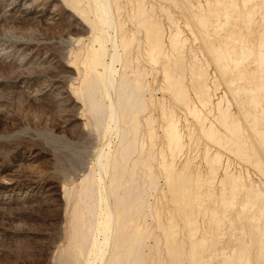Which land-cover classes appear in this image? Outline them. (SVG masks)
Segmentation results:
<instances>
[{
  "label": "bare ground",
  "instance_id": "6f19581e",
  "mask_svg": "<svg viewBox=\"0 0 264 264\" xmlns=\"http://www.w3.org/2000/svg\"><path fill=\"white\" fill-rule=\"evenodd\" d=\"M143 1L129 0V2H135L130 4L129 18L138 28L143 29L145 39L142 40L146 43L144 45H146L147 60L161 67L162 76L160 77L164 85L158 90H163L164 94L167 93L170 96L172 103L179 107L175 109H181V112L184 111L191 116L189 119L196 121L197 130L201 135L203 134L202 137L206 136L205 139L215 146L213 150V147L200 143L205 145L201 155V165L188 173H186V167L190 166L197 154L193 152V146H196L197 139L199 140L200 137L196 134L199 137L195 138L194 125L196 124L182 128L177 117L178 113L172 109L171 105L168 106V100L164 101L160 98L162 101H158V97L156 98L158 102L155 99L156 103L153 97L145 98L150 82L145 83L144 79L148 72L151 75V71L143 69V66L141 69H136L139 68L137 62L132 60L136 62L134 66L128 58L133 33H128L124 29L123 22L116 21L114 18L112 8L115 7L116 15H120L117 0H69L71 8H63L64 10L56 5L50 8L38 6V0H13L4 11L2 10L5 15L20 16L23 19L33 14L38 18L47 14L45 21L51 24L56 22L55 25L63 21L67 12H72L74 14H69L66 22L76 26L74 29L76 34H87V29L92 33L89 46L83 47V49L86 48L84 54H79L78 52L82 50L77 49L78 52H73L77 54L64 64L65 68L70 69L71 72L74 71L73 79L79 81L78 88H73L72 93L88 101V112L91 113L89 116H92L94 128L96 127L103 136L102 145L107 146V150L101 149L96 156L97 173L95 174L98 178L91 170L92 174L85 175L86 178L78 191L76 190L77 200L74 206L72 205V214L70 212L71 217H69L72 221L70 242L67 243L72 247V250L69 249L72 252L71 255L73 254L71 257L75 258H71L72 262L76 260L79 264H91L86 263L85 260L88 262L89 255H93L94 264H143V262L165 264L167 260L161 257L157 260L148 259L150 261L146 262L147 239L152 237L155 250L153 252L156 254L159 248L163 249L164 242L169 264H184L186 262L184 258L188 259L190 264H264V189L261 188L264 182L253 181L248 169H245L244 174L243 169L234 170L232 166V164H250L257 171L264 173V170L260 169L264 164V159L260 156L264 151V2L206 0L205 3L188 2L186 6L176 2L175 7L180 9L184 7L187 10L184 14L182 13L183 15L181 14L182 26L187 30L186 34L181 26L177 27L178 24L174 23L176 21L171 19L174 16L172 10L168 6L159 5L161 13L173 21L174 26L177 25L168 35L169 41L166 44L164 34L166 32L162 28L164 26L159 25L161 21L156 14V7L153 4H148L149 8L145 7L142 5ZM170 24L173 25L171 22ZM107 26L113 29L114 35H107ZM116 29L119 31L118 34ZM135 29L137 30L136 27ZM137 33L139 35V32ZM114 37L119 43L114 41ZM191 40L193 43L198 42V47L192 49ZM9 44L0 42L1 55H9L11 51ZM107 44L112 46L113 52L109 53ZM141 50H137L138 53ZM205 51L208 55L204 53ZM106 57L109 61L105 60ZM33 58L35 60L37 57ZM116 61L120 62L122 67H119L120 72L114 67ZM211 63L213 68L210 67ZM139 64L141 65V62ZM188 75L189 81L191 80L189 83L185 81ZM153 82L155 83L154 80ZM51 85L58 90L61 84L52 80ZM70 85L69 83V87ZM221 85L230 92L233 104L238 108L239 116L232 111L231 102L226 101L225 92L213 103L215 93L219 91ZM22 86H24L23 83ZM48 91V88L43 87L38 95L48 96ZM224 101L228 103L227 106ZM75 102L77 103L78 100L76 99ZM148 106L156 109L158 119L163 124L161 135L156 133L159 129L155 131L157 118L150 114L142 115ZM212 106L215 108L212 109ZM142 116L144 117L140 120ZM182 119L185 120V118ZM189 119L187 118V121ZM111 127L115 131V138L119 137L116 139L119 143L115 149L117 151L116 154L114 153L115 156L114 154L110 156L111 150L108 146ZM156 137H159L158 150L153 151V147H150L152 150L149 148L145 157L140 159L139 147L143 148L146 141L149 146L154 140L157 143ZM185 138L188 140L187 143ZM184 148L187 149L186 153L183 152ZM184 154L185 157L183 156L184 160L182 159L181 163L180 157ZM261 155L264 156V154ZM154 160L157 161V171L152 168ZM157 175L168 186L167 196L170 197L173 205L171 215L166 222L162 220L157 207L153 208L146 201L147 192L152 190L153 193L157 189ZM0 179L3 180L6 177L1 176ZM214 183L215 186L219 183L221 190L225 192H222L223 196L220 200L215 199L214 203L203 211L202 206L206 201L200 197L204 192V185H207L208 192L212 193L210 191ZM226 184H228L227 188ZM165 185L163 186L166 187ZM27 187H31L29 191H32L35 186L31 183ZM50 187L48 188H53V186ZM65 188L62 185L57 191L58 194L53 191L48 194H57L59 197L60 192L62 198L67 199L69 194ZM14 189L15 192L6 196L7 199L3 194L0 202H7L9 199L20 201L28 197L27 191H24L23 196L20 197L17 193L18 184ZM226 192L229 196L224 195ZM248 197H252L250 199L253 201ZM224 201H227L228 205ZM256 209H259V213H256ZM202 212L204 216L210 212V218L205 219L203 216L198 219V215ZM175 215L180 217L181 222L175 221ZM147 217L155 220L154 225L156 229L161 230L159 231L162 235L151 231ZM184 227H188L189 231L186 257L178 238L179 229ZM198 231L201 235L196 237ZM236 232L239 234L236 235ZM101 245L108 249L106 253L104 248L100 247Z\"/></svg>",
  "mask_w": 264,
  "mask_h": 264
},
{
  "label": "rangeland",
  "instance_id": "374dc122",
  "mask_svg": "<svg viewBox=\"0 0 264 264\" xmlns=\"http://www.w3.org/2000/svg\"><path fill=\"white\" fill-rule=\"evenodd\" d=\"M11 1L13 0H0V6H1L0 7V42H7V43H10L9 45H11L10 47L11 51L9 52L8 56H6L5 54L1 55L2 45H0V178L1 176L2 178L6 177V179H3V180L0 179V197H2L3 194H5L4 198L7 199L6 198L7 195L15 192L14 187L17 184L19 187V190L17 191V193L20 195V197L23 196L22 194L24 193V191H27L26 196L28 197L20 201L14 200L15 202L11 199H9V201L7 202H0V264H76V263L79 264L76 260H75L76 262L74 260L72 262V259H75L74 257H71L73 254L71 255L72 252L69 251V249L72 250V247L70 246V244H67L70 242V234H71L70 230L72 227L71 225L72 221L70 220L69 217H71L70 215L72 214L71 212L72 205L74 206L77 200L76 193L78 189L80 188L79 186H81L84 179L86 178L87 174L90 175L94 173L95 177L98 178L97 177L98 175L95 174L97 173V169L95 168L96 158H97L96 156L101 149L107 150V146L102 145L103 136L100 134V131L96 129V127L94 128L93 121L91 119L92 116L91 117L89 116L91 115V113L88 112L89 111L88 101L86 99L82 100L75 95L76 93H72L73 88H76V87L78 88L79 81L77 79H73L75 77L74 71L71 72L70 69L65 68L64 64L68 63V61L75 56L74 54H77V53H73L74 51L76 52L77 49L82 50L81 52H78L79 50L77 51L79 54L80 53L84 54L86 48H84L85 49L84 50L83 47L89 46L90 44L89 40L91 41L92 33L90 30L87 29V32H86L87 34H82V35L76 34L74 30L76 26L70 25L69 22H66L68 16L74 14L72 12L71 13L67 12L66 15L64 16L63 21L57 22L56 25H55L56 22L54 24L53 23L51 24L50 22L48 23L47 21H45L47 14L39 18L33 13L32 14L36 17H34L33 15L29 17L28 16L24 17L25 19H23V17H20V16L10 17L8 15H5L2 12L4 11L5 7H7L11 3ZM117 1H118V5L120 6V12H119L120 15L119 16L116 15V8L114 7L112 8L113 10L112 12L115 15L114 18L116 21L123 22L122 24L124 25V29H126L128 33H131V32L133 33L132 34L133 40L130 44L131 48H130V53L128 55V58L131 61L133 60L137 62V67L139 68H136V69H141L143 66V69L145 68L147 71H151V75H149L150 73L148 72V74L145 76V79H144L145 83L150 82L148 83V91L145 92V98L149 99L148 97H153V101H155V99L158 97H159L158 101L161 100L160 98H162V100L164 101L168 100L167 101L168 106L171 105L172 109H174L175 112L178 113L177 117L179 118L180 125L182 126V128H184V126L186 127V125L190 127L192 124H196L195 120L194 122L193 119L192 121L191 119H189L191 118V116L187 115V113H185L184 111L181 112V109H175L179 107H176L177 105H175L174 102L172 103L170 96L167 93H165L166 94L165 95L163 93V90L160 91V89L163 88L161 86L164 85L163 79L160 77L162 76L161 67L159 64L155 65L154 63L149 62L147 60V57L145 55L146 45H144L146 43L145 41L143 42V40L145 39L143 29L138 28V26H136V24L133 23V21H131L129 18L130 4L135 3V2H129V0H117ZM172 1L171 0L170 1L168 0H144L142 2V5H144L145 7L149 8L148 4L149 5L153 4V6L156 7L155 9L156 14L159 16L158 19L162 22V24L159 20H158V23L160 22L159 23L160 27L164 26L162 28L163 30L165 29V32H166L164 33L166 36L165 37L166 44H168V41H169L167 40L168 35H170L171 31L175 30L174 28L177 26V25L174 26V23L178 24L177 27L181 26V29L184 32V34L187 33V30L182 26L183 22H181L183 21V16H181V14L182 13L184 14L187 10L184 9V7H182L183 9L175 7L174 3L181 2L180 4H182L183 6H186L188 2L196 4L198 2L205 3L206 0H193V2L192 0L191 1L190 0H185V1L184 0H180V1L174 0V2ZM224 1H230V0H224ZM238 2H241V0H238ZM254 2L262 3L264 2V0H255ZM41 5L46 6L48 8L52 7L53 5L58 6L60 9L71 8V3H69V0H56V1L55 0H38V6H41ZM159 5L168 6L169 9L172 10L173 15H174L171 19L173 21L175 20L176 22L173 23V21L169 20L164 14H162L160 9L158 8ZM90 17L92 19V16ZM153 17L155 20L156 19L155 16ZM2 18H5V19H2ZM166 18L169 20V22ZM175 18L176 19L178 18L179 20L177 19L178 20L177 21ZM170 22L173 24L172 26ZM167 26L169 28H166ZM135 27L137 28L138 31L135 29ZM117 31L118 30L116 29V33L118 34L119 31L118 32ZM106 32H108L107 35L109 36L114 35V31L112 28H110V26L106 27ZM137 32H139V35ZM141 32L143 33V35ZM71 37L74 38V40ZM79 40L81 42H79ZM76 41L79 42V44ZM114 41L116 43L118 42L116 38L114 39ZM142 42H143V45H142ZM190 43H191L190 45H192V49L193 48L195 49L196 46L198 47L199 45L198 42L193 43L192 40L190 41ZM83 44H85L86 46ZM109 44H107V49L108 51H110L109 53H111L113 52V50H111L113 48ZM140 45L144 46V48H142V46ZM137 47L139 48L137 49ZM28 50L30 52H28ZM137 50H141L139 51L140 53H138ZM168 50L170 51V49ZM142 51L144 52V54ZM119 53L121 54L120 49H119ZM135 53H136V56H134ZM204 53L208 55L206 51ZM35 56L37 58H35L34 60L33 57ZM143 57H144V60H143ZM21 58H23L22 61H21ZM105 60L109 61L108 57H106ZM133 61H132V65H134V63L136 65V62H133ZM140 62H141V65L139 64ZM153 64L155 66H153ZM134 66H132L133 70H134ZM150 66H151V69H150ZM114 67L118 71L120 68H122L120 65V62L118 63L117 61L114 62ZM210 67L213 68V65ZM153 70L156 73L152 74V72H154ZM148 75L150 77H148ZM13 79L14 81H12ZM189 79L190 77L188 75L185 81L187 80L186 82L189 83L191 81V80L189 81ZM52 80H56L59 83V85L61 84L58 90L54 89L53 85L50 86V83ZM153 80L155 81V83L153 82ZM22 83L24 86H22ZM69 83L71 84L70 87H69ZM43 87H46V89L47 88L49 89L48 96L45 95L46 97L44 95H42L43 97L41 95H38V93L41 91ZM158 88L160 89L158 90ZM218 90L219 91H216L215 93L216 98L215 97L213 98V103H215L217 98H219L225 92L226 101L228 103L231 102L230 107L232 108V111H235L236 116H239L240 114L237 115L238 108L233 104V100H232V97L230 96V92H227V89L223 85H221L220 89ZM75 91L78 93L77 90ZM149 91H152V92H149ZM69 93H70V96H69ZM151 93H153L152 96H151ZM76 99L78 100V102L80 100V102L76 103L75 102ZM228 103L224 101L225 105ZM172 104L175 105L174 108H173L174 105L172 106ZM214 108L215 107H213L212 109ZM148 114L152 116L154 115L153 117L157 118V121H156L157 124L160 122V120L158 119V113L154 107L148 106V109L146 110V112H143L142 115L145 116ZM76 116H77V119H76ZM144 116L140 117V120H142ZM182 118H185V120ZM187 118L189 119L188 121H187ZM157 124L155 125V128H156L155 131L159 129L158 131H156V133L158 132L157 134L159 135L160 133L161 135L163 124L161 122L159 125ZM194 127H195V130H194ZM194 127L192 126L193 130L195 131L194 132L195 138L196 137L198 138L199 136L197 135H200L199 140L196 138L197 142L195 144L196 146L197 144H199L198 145L199 147L197 146L198 147L197 149L196 146H193L194 147L193 152L195 151V153L197 154L196 155L195 153L193 154L195 155V158L192 160V163L190 164V166L186 167V173L194 170L196 166L201 165L200 164L202 160L201 155H202V151L205 145L204 146L200 145V143L201 144L204 143L208 145L209 147L211 146L213 147L212 149L215 150L214 149L215 146L212 145V143L210 144L209 140L205 139L206 136H204L203 138L202 137L203 134L201 135V133H199L200 131L197 130L198 125L196 124V126L194 125ZM113 131L114 129L111 127L110 132L112 134L109 132L110 137H109V144H108L111 150L110 156H112L114 153L116 154L117 151H115V149H117V146H118L117 143H119L118 142L119 140H117L116 142V139L119 137L115 138L116 137L115 131L114 133ZM186 138H185V141L187 143L188 140ZM154 141L150 143V146H149L148 141H146L144 142L145 146L143 145V148L139 147L138 154H139L140 159L144 158L147 152L149 150H152L151 149L152 147H153V151L158 150L159 137H156L157 143ZM200 147L202 148L199 149ZM183 150H184L183 151L184 153L187 152L186 148H184ZM262 152L261 154H264ZM222 153L225 154V152H222ZM261 154L260 156L262 157V159H264V156H262ZM183 156L185 157V154L182 155V157H180L181 163L184 160ZM179 160H178V163H180ZM194 161L197 163H195ZM194 163L196 165H194ZM152 164H154L152 165L153 170L157 171V161L155 160L152 161ZM240 165L232 164V166L235 168L234 170L243 169L242 172H244V174L246 172L245 169L246 170L248 169L247 171L251 174V179L253 181L257 183H260L261 181L264 182V173L257 171L250 164L246 165L245 163H243L241 167ZM92 167L94 168L92 169ZM260 169L264 170V164H262ZM12 172L14 175L12 174ZM257 178H260V179H257ZM156 180L155 182L158 185L157 189L154 191L155 193L154 192L152 193V190H149L147 192L146 201L149 202L153 208L157 207L156 209L159 210L162 220L166 222L173 210V207H172L173 205L170 200V197L167 196V193L169 194V188L167 185L164 184L163 179L160 176L157 175ZM31 183L35 187L32 191H29L31 187L29 188L27 187V185ZM62 185H64V188L67 187L65 188L68 190V194H69L67 199L64 197L63 199L60 192H59V197H57V194H58L57 191L58 189H60V187H62ZM163 185H165L166 187H164ZM50 186H53V188L50 189L51 188ZM225 187L227 188L228 184H226ZM164 188H166L165 189L166 191L164 190ZM261 188L264 189V185H262ZM203 189H204V192L202 193V196L200 197L201 199H204L206 201L205 204L202 206L203 211L205 210L204 208H208L209 205L214 203L213 201H215V199L220 200L221 199L220 197L223 196L222 192H225L221 190L222 187L221 185H219V183L216 186L214 183V187L211 188V191H210L212 193L208 192L207 185H204ZM160 190H162L161 193H160ZM51 191L56 192L57 194L49 195ZM162 194H164V196ZM73 195L75 196L73 199H71ZM224 195L229 196L227 192L224 193ZM161 196L164 197L165 199L162 198ZM60 197H61V201H60ZM224 202H226L225 204L228 205L227 201H224ZM164 209H166V211H164ZM258 210L256 209V213L258 212ZM203 216L204 215L202 212V214L198 215V219L199 217L201 218ZM204 217L205 219L210 218V212H207V214H205ZM174 219L176 222L178 221L181 222V219L179 216L175 215ZM146 220H147V223L150 224L151 231L154 234L162 235V232H160L161 230L159 228H157L158 229L157 230L156 226L154 225L155 220H151L148 217L146 218ZM191 226H193V224H191ZM238 234L239 232L236 235ZM199 235H201L200 231L196 233V237H198ZM188 236H189L188 227L179 229L178 238H180L179 242L180 244H182V248L185 250V251L183 250L184 257H186V250L188 249V244H189ZM147 241H148L147 242L148 246L145 248L146 249L145 251L148 254L147 256L148 258H146L147 263L153 258L154 260H157L160 257L169 261L167 259V250H166V247L163 241H162L163 247L161 246L162 244L160 245L163 249L159 248V252L157 254L154 253L155 250L152 245L153 238L151 237L147 239ZM186 243L188 244L186 245ZM100 247H102V249L104 248L102 245ZM164 249H165V253H164ZM106 250L108 251V249L105 247L104 248L105 253L107 252ZM160 252L163 254L161 255ZM164 254L166 255L164 256ZM92 257L94 256L89 255L88 262L87 260H85V262L94 264L95 259ZM148 259L150 260L148 261ZM185 259L186 258H184V261L186 262L184 263L183 260L182 262L184 264H190L188 259L186 260ZM91 260H93V262ZM166 260H164V262ZM167 261L165 262V264H167ZM169 263L170 261L168 262V264ZM143 264H146V263L143 262Z\"/></svg>",
  "mask_w": 264,
  "mask_h": 264
}]
</instances>
